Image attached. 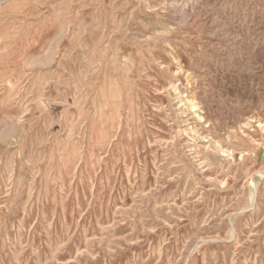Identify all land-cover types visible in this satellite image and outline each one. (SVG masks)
<instances>
[{"label": "rangeland", "instance_id": "obj_1", "mask_svg": "<svg viewBox=\"0 0 264 264\" xmlns=\"http://www.w3.org/2000/svg\"><path fill=\"white\" fill-rule=\"evenodd\" d=\"M263 125L264 0H0V264H264Z\"/></svg>", "mask_w": 264, "mask_h": 264}, {"label": "bare ground", "instance_id": "obj_2", "mask_svg": "<svg viewBox=\"0 0 264 264\" xmlns=\"http://www.w3.org/2000/svg\"><path fill=\"white\" fill-rule=\"evenodd\" d=\"M187 2V1H186ZM185 5V4H184ZM189 8V7H188ZM176 10V9H175ZM179 10V9H178ZM184 14V13H183ZM174 17V16H173ZM179 21V20H178ZM192 107H194V106H192ZM264 126V125H263ZM181 134V133H180ZM220 150V149H219ZM254 211V210H253Z\"/></svg>", "mask_w": 264, "mask_h": 264}]
</instances>
